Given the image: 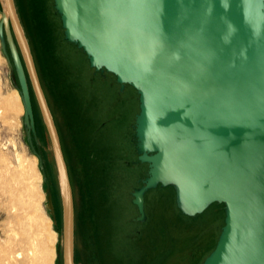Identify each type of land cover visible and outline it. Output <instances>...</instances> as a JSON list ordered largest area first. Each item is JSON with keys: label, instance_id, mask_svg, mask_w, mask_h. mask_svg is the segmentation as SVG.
I'll return each mask as SVG.
<instances>
[{"label": "water", "instance_id": "1", "mask_svg": "<svg viewBox=\"0 0 264 264\" xmlns=\"http://www.w3.org/2000/svg\"><path fill=\"white\" fill-rule=\"evenodd\" d=\"M53 7L64 39L89 66L138 95L133 140L147 174L131 193L136 220L146 219L148 190L172 187L187 217L222 205L224 225L202 264H264V0H53ZM0 49L45 180L28 81L36 100L62 209L55 258L75 264L67 164L14 0H0Z\"/></svg>", "mask_w": 264, "mask_h": 264}, {"label": "rangeland", "instance_id": "2", "mask_svg": "<svg viewBox=\"0 0 264 264\" xmlns=\"http://www.w3.org/2000/svg\"><path fill=\"white\" fill-rule=\"evenodd\" d=\"M15 2L69 171L77 229L74 263L201 264L214 249L224 225L222 205L214 203L195 217H184L176 209L173 188L158 186L145 193L146 221L134 222L137 210L130 193L140 186L138 182L146 172L145 164H126L135 158L131 143L134 130L131 128L138 113L137 93L128 86L121 90L112 84L111 74L104 72L102 74L107 76L103 77L100 72H95L85 54L64 39L53 0ZM28 85L38 139V145L34 140L33 145L43 158L45 180L23 132L20 96L15 111H9L3 105V97L19 93L10 81L7 60L0 49V174L5 177H0L3 187H0V240L3 245L14 241L13 237H17L14 230L19 231L18 242L23 239L22 224L16 225L15 215L18 213L21 223L25 211L18 205L17 213L14 212V200L2 182L11 184L14 192L23 190L19 188L22 184L15 181L18 171L15 155L22 154L25 159L30 158V162L35 157L33 172L40 175V190L36 191L40 199L36 198L42 200L40 204L50 219L49 223H43L38 235L53 252L52 264H61L55 258L62 229L56 171L29 81ZM81 129L82 150L90 171L88 180L87 170L82 173L79 163ZM47 182L51 183L53 216L46 209L44 190Z\"/></svg>", "mask_w": 264, "mask_h": 264}, {"label": "bare ground", "instance_id": "3", "mask_svg": "<svg viewBox=\"0 0 264 264\" xmlns=\"http://www.w3.org/2000/svg\"><path fill=\"white\" fill-rule=\"evenodd\" d=\"M17 99H19V94L14 95V96L13 94H11L6 97H3L2 102H3V105H5L7 110L13 112L16 109V104H17L16 102L19 101ZM21 155L22 154H19V153H16L15 155L16 160H17V165L15 167L17 168L18 171L15 175L17 177V180L15 179L14 180L17 182V184L18 183L19 185L22 184V186L20 185L19 188L22 187L23 190L20 189V191L16 190V192H14L11 184L10 185L9 183L7 184V181L5 180L2 183L6 185L5 186L6 190L5 189L4 190L7 191L9 196H11L14 200V203H13L14 204L13 207H15L14 212L17 211L18 205H21L23 207V210L25 211L24 215L26 214L25 216L26 222H25V219L23 220L25 224L23 222L21 223L19 222V217H18L17 212H16L17 215H15L16 225L22 224L21 225L22 226L21 235H23V239L22 241L18 242V232L19 231L14 230V234L17 236L15 238L13 237L14 241L9 239V241L11 240V242L6 243V245L4 243L3 245L2 244L3 241L1 242L0 240V264H52L53 262L52 253L53 252L51 253V251L47 249V246L45 245L46 243H44L43 241L44 239L42 238L43 239L42 240L41 237L38 235V232L40 228L42 227L43 223L45 221L49 223L50 219L46 215L45 211L43 210L40 204V201L42 200L39 201L40 199L39 196H36L37 195L36 193L39 192L37 190H40V187H39V183H40L39 176L40 175L38 176L37 175L38 173L34 174L33 172V167L36 166L35 165L36 159L35 157H32L33 160L32 162H30L29 160L30 158L29 159L26 158L29 160L28 162ZM1 175L2 174H0V177ZM36 197H38L39 199H37ZM9 232L11 233V231ZM51 233L54 236H56L55 231L51 230ZM27 245H28V248H27ZM50 253L52 255H50Z\"/></svg>", "mask_w": 264, "mask_h": 264}, {"label": "crops", "instance_id": "4", "mask_svg": "<svg viewBox=\"0 0 264 264\" xmlns=\"http://www.w3.org/2000/svg\"><path fill=\"white\" fill-rule=\"evenodd\" d=\"M14 2H15V0H14ZM15 6H16V2H15ZM16 9H17V6H16ZM17 13H18V16H20V14H19V12H18V10H17ZM20 18V17H19ZM20 21H21V19H20ZM21 24H23V22L21 21ZM22 27H23V25H22ZM25 32V31H24ZM25 35H26V32H25ZM27 37V36H26ZM28 40V39H27ZM110 77H112V79H113V82H112V84H115L117 87H119V84L116 82V78H115V76H113L112 74L110 75ZM127 87V86H126ZM128 87H130V88H132L131 86H129L128 85ZM133 89V88H132ZM134 90V89H133ZM135 91V90H134ZM136 92V91H135ZM138 105H139V101H138ZM138 112H139V107H138ZM134 124V123H133ZM105 125V123L101 126V127H103ZM56 126V125H55ZM57 128V127H56ZM131 129H133V125H132V128ZM57 131H58V129H57ZM80 132H79V143H80V145H81V152L79 153V163L81 164V168H82V171L84 170V171H86L87 170V172H86V174H87V176H86V179H88V177H89V173H90V171H89V169H88V165H87V161H86V159H85V157H84V154L85 153H83L84 151L82 150V148H83V145H82V141H81V139H80V133H83V129H81V130H79ZM58 135H59V133H58ZM132 138H133V134H132V137H131V143H132ZM59 139H60V136H59ZM60 144H61V140H60ZM132 146H133V151H134V156H135V158H134V160L132 161V162H128V163H126V164H131V165H138V164H140L139 162H137V155H136V152H135V145H133L132 144ZM61 147H62V145H61ZM64 155V154H63ZM92 159V158H91ZM146 165V164H145ZM67 169H68V167H67ZM84 171L82 172V173H84ZM68 174H69V171H68ZM146 174H147V165H146V172H145V174H144V176L139 180V182L138 183H140V186H141V181L146 177ZM69 179H70V176H69ZM71 183V182H70ZM139 186V187H140ZM136 188H138V187H136ZM135 189V188H134ZM133 189V190H134ZM132 190V191H133ZM132 191H131V193H132ZM130 193V194H131ZM174 194H175V192H174ZM145 196V195H144ZM132 197V196H131ZM133 199V198H132ZM132 199H131V202H132ZM133 204V203H132ZM134 205V204H133ZM175 205H176V203H175ZM135 206V205H134ZM135 208H136V210H137V207L135 206ZM176 209H177V211H178V213L180 214V215H182V216H184V217H187V216H185V215H183L180 211H179V209L176 207ZM144 211H145V207H144ZM146 215V214H145ZM139 216V214H138V210H137V215H136V218ZM195 217V216H194ZM136 218H135V220H134V222H139V221H137L136 220ZM145 221H146V219H145ZM144 222V221H143ZM139 223H142V222H139ZM224 223V222H223ZM222 228V227H221ZM221 231V230H220ZM135 234L136 235H138L139 233L137 232H135ZM220 234V233H219ZM219 237V236H218ZM218 240V239H217ZM217 242V241H216ZM216 245V244H215ZM213 251V250H212ZM211 251V252H212ZM210 252V253H211ZM75 254H77V251L75 252V250H74V255ZM204 261V260H203ZM202 264V263H201Z\"/></svg>", "mask_w": 264, "mask_h": 264}, {"label": "trees", "instance_id": "5", "mask_svg": "<svg viewBox=\"0 0 264 264\" xmlns=\"http://www.w3.org/2000/svg\"><path fill=\"white\" fill-rule=\"evenodd\" d=\"M88 180V179H87ZM87 184L88 185H90L89 184V181L87 182ZM91 186V185H90ZM75 222H76V216H75ZM76 235H77V229H76V223H75V237H76ZM75 252H76V244H75ZM74 261H75V259H74Z\"/></svg>", "mask_w": 264, "mask_h": 264}, {"label": "flooded vegetation", "instance_id": "6", "mask_svg": "<svg viewBox=\"0 0 264 264\" xmlns=\"http://www.w3.org/2000/svg\"><path fill=\"white\" fill-rule=\"evenodd\" d=\"M20 17V16H19ZM20 19H21V17H20ZM22 21V20H21ZM23 25V24H22ZM23 29H24V26H23ZM25 31V30H24ZM104 73V72H103ZM102 74V73H101ZM103 75V77H106L107 76V74H102ZM126 86H128V85H125L124 87H126ZM119 87H120V85H119ZM132 144L133 145H135V143H134V140H133V138H132Z\"/></svg>", "mask_w": 264, "mask_h": 264}]
</instances>
